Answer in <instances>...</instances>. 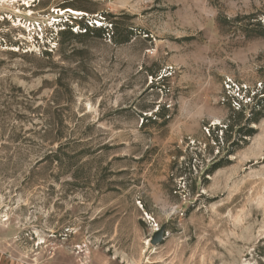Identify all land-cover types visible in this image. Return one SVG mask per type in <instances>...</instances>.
<instances>
[{"label":"rangeland","instance_id":"374dc122","mask_svg":"<svg viewBox=\"0 0 264 264\" xmlns=\"http://www.w3.org/2000/svg\"><path fill=\"white\" fill-rule=\"evenodd\" d=\"M263 96L264 0H0V264H264Z\"/></svg>","mask_w":264,"mask_h":264},{"label":"built area","instance_id":"2783aa9c","mask_svg":"<svg viewBox=\"0 0 264 264\" xmlns=\"http://www.w3.org/2000/svg\"><path fill=\"white\" fill-rule=\"evenodd\" d=\"M59 16H61V15H59ZM80 16H82V15H80ZM80 16H74V18L76 17H80ZM53 20H55V22H56V20L57 19H54V18H52ZM93 22V23H92ZM92 22H89L90 23V27H102V23H100V22H98L96 19H94V20H92ZM53 27H55V26H58V28H59V24H55V23H53V24H51ZM41 26L42 25H40V23H36V25H35V27L36 28H40L41 29ZM72 27V26H71ZM29 28V25H27V29ZM57 28V27H56ZM85 26L81 29V28H79V29H81L79 32H81V31H84L85 29ZM72 30H73V27H72ZM74 32H78V30H74Z\"/></svg>","mask_w":264,"mask_h":264},{"label":"water","instance_id":"95a60500","mask_svg":"<svg viewBox=\"0 0 264 264\" xmlns=\"http://www.w3.org/2000/svg\"><path fill=\"white\" fill-rule=\"evenodd\" d=\"M163 234H164L163 228L156 230L155 233L150 238V243L152 245H156V244L160 243L163 239Z\"/></svg>","mask_w":264,"mask_h":264},{"label":"trees","instance_id":"16d2710c","mask_svg":"<svg viewBox=\"0 0 264 264\" xmlns=\"http://www.w3.org/2000/svg\"><path fill=\"white\" fill-rule=\"evenodd\" d=\"M96 28V27H95ZM98 28V27H97ZM85 30L84 31H81V32H75V34H73V30H72V27L70 26H68L67 28H65L64 30H62V32H61V35L62 36H64L65 34H72V35H83L82 33H86L87 32V30L89 29V27H87V26H85V28H84ZM261 101H263V103H264V96H263V98L261 99ZM249 135V134H248Z\"/></svg>","mask_w":264,"mask_h":264},{"label":"bare ground","instance_id":"6f19581e","mask_svg":"<svg viewBox=\"0 0 264 264\" xmlns=\"http://www.w3.org/2000/svg\"><path fill=\"white\" fill-rule=\"evenodd\" d=\"M65 12H69V13H72V14H74V15H72V16H75V14L76 15H81V14H84V11H82V10H78V9H73V8H70V7H67L64 11H62L61 13L63 14V13H65Z\"/></svg>","mask_w":264,"mask_h":264}]
</instances>
